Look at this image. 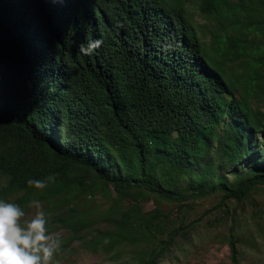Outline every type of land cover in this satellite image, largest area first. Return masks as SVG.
<instances>
[{
  "label": "trees",
  "instance_id": "obj_1",
  "mask_svg": "<svg viewBox=\"0 0 264 264\" xmlns=\"http://www.w3.org/2000/svg\"><path fill=\"white\" fill-rule=\"evenodd\" d=\"M188 1L0 0V200L46 201L47 226L68 231L55 261L73 240L104 252L151 242L126 264H159L162 199L241 200L264 185V111L250 104L264 103V0H197L223 33L212 49L242 60L237 79L199 40ZM110 187L134 205L92 226L74 199ZM147 196L152 214L138 207ZM228 247L240 264L234 221Z\"/></svg>",
  "mask_w": 264,
  "mask_h": 264
},
{
  "label": "rangeland",
  "instance_id": "obj_2",
  "mask_svg": "<svg viewBox=\"0 0 264 264\" xmlns=\"http://www.w3.org/2000/svg\"><path fill=\"white\" fill-rule=\"evenodd\" d=\"M186 17L194 24L199 40L207 49L217 56L224 64V68L231 78L237 79L243 69L242 60L235 57L234 52H216L211 47L215 34L219 31L218 21L201 11L197 0L186 3ZM218 47V46H217ZM235 94H240L239 84ZM252 107H259L264 111V103H257L250 99ZM4 179L0 177V184ZM184 200L168 202L162 199L160 206L167 215L162 223L163 240L168 247L159 260V264H231L228 247L229 228L234 221V233L237 240L240 264H264V185L255 186L243 199L224 198L221 192L197 197L191 191L184 194ZM9 198L8 201H12ZM40 202L45 213V200L31 197L30 201ZM134 204L128 199L117 202V195L110 187L102 195L81 196L74 199V206L83 211L92 212L90 223L95 227H107L103 212L112 206L130 211ZM60 206V207H59ZM57 206L61 211L63 205ZM69 207V205H65ZM156 203L153 198L142 197L139 208L152 214ZM95 208V209H94ZM24 219H30L36 209H23ZM104 216V217H103ZM50 218V216H48ZM48 227V226H47ZM53 234H59L61 241L67 235L66 228L53 223L48 227ZM172 238V239H170ZM153 243L124 242L109 252L103 250L92 251L80 247L75 240L58 255V264H126L131 258L147 257ZM148 250H147V249ZM147 250V251H146Z\"/></svg>",
  "mask_w": 264,
  "mask_h": 264
},
{
  "label": "clouds",
  "instance_id": "obj_3",
  "mask_svg": "<svg viewBox=\"0 0 264 264\" xmlns=\"http://www.w3.org/2000/svg\"><path fill=\"white\" fill-rule=\"evenodd\" d=\"M101 44L99 39L89 41L87 47L80 45L79 51L91 55ZM27 184L37 189L47 186L39 179H29ZM28 207L36 211L24 219L27 214L17 203L0 200V264H58L54 257L61 248L59 234L49 231L39 201H30Z\"/></svg>",
  "mask_w": 264,
  "mask_h": 264
}]
</instances>
